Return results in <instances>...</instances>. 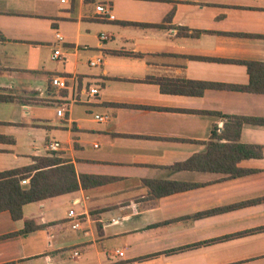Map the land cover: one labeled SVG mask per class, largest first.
<instances>
[{
	"label": "crops",
	"instance_id": "1",
	"mask_svg": "<svg viewBox=\"0 0 264 264\" xmlns=\"http://www.w3.org/2000/svg\"><path fill=\"white\" fill-rule=\"evenodd\" d=\"M0 37V173L58 142L107 181L0 212V264H264V126L240 129L249 172L207 170L215 114L264 119V95L229 88L264 63V0H0Z\"/></svg>",
	"mask_w": 264,
	"mask_h": 264
},
{
	"label": "trees",
	"instance_id": "2",
	"mask_svg": "<svg viewBox=\"0 0 264 264\" xmlns=\"http://www.w3.org/2000/svg\"><path fill=\"white\" fill-rule=\"evenodd\" d=\"M245 65L248 74L247 85L229 88L264 95V63L250 62ZM13 99L0 95V102H11ZM215 115L226 121L220 134L217 127L211 132V140L207 144V154L210 155L207 170L228 174L230 178L249 172L237 169L236 163L243 159L260 158L261 148L240 144V129L243 124L264 126V119L223 116L218 113ZM221 139H226L229 144H219ZM23 179H29V184L25 187L20 185ZM106 182L103 177L77 176L73 164L59 158L55 152H50L45 157H32L31 165L0 173V212L7 211L14 221L21 220L24 205L72 193L79 188L96 187ZM40 227L33 221L25 220L20 234L30 233Z\"/></svg>",
	"mask_w": 264,
	"mask_h": 264
},
{
	"label": "built area",
	"instance_id": "3",
	"mask_svg": "<svg viewBox=\"0 0 264 264\" xmlns=\"http://www.w3.org/2000/svg\"><path fill=\"white\" fill-rule=\"evenodd\" d=\"M62 2H64V0H62ZM95 13L105 17L107 20H113L114 19V16L111 14L110 10L107 7L102 6V5L95 7ZM56 38L59 41L62 40V37L59 34H56ZM99 38L105 39L106 37L103 34H101ZM60 59H61V56L58 52L53 53L52 60H60ZM103 61H104V59L102 56H97L93 60H90L88 62V65L90 67H98V66H101L103 64ZM51 84L54 87L59 88V89H66L67 88V83H66V80L64 78L54 77L51 79ZM87 94L91 97H94L95 95L98 94V90L96 88H91L88 90ZM63 113H64L63 108H59L56 111L57 116H62ZM95 119L99 122H103L107 119V117L95 116ZM47 149L50 152H57L60 149V144L58 142H50L47 145ZM28 184H29V179H23L20 181V185H22V186H24V185L27 186ZM69 216L77 218V216L74 214V212L72 210L69 211ZM77 226H78V222L73 225V228H75ZM115 253L120 257L123 256V253L120 251H116Z\"/></svg>",
	"mask_w": 264,
	"mask_h": 264
},
{
	"label": "rangeland",
	"instance_id": "4",
	"mask_svg": "<svg viewBox=\"0 0 264 264\" xmlns=\"http://www.w3.org/2000/svg\"><path fill=\"white\" fill-rule=\"evenodd\" d=\"M50 140L52 141V138H50ZM50 142V141H49ZM50 152V151H49ZM25 187V186H24Z\"/></svg>",
	"mask_w": 264,
	"mask_h": 264
}]
</instances>
